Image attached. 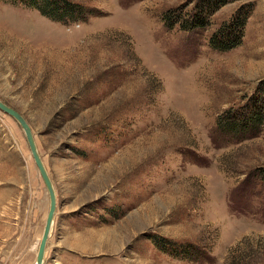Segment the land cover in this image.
<instances>
[{
  "label": "rangeland",
  "instance_id": "374dc122",
  "mask_svg": "<svg viewBox=\"0 0 264 264\" xmlns=\"http://www.w3.org/2000/svg\"><path fill=\"white\" fill-rule=\"evenodd\" d=\"M70 1L84 16L63 23L0 0V99L57 196L45 264H264V128L236 141L217 123L264 80V0H229L198 31L163 20L195 0ZM247 5L240 43L213 49ZM49 207L0 110V264H37Z\"/></svg>",
  "mask_w": 264,
  "mask_h": 264
},
{
  "label": "trees",
  "instance_id": "16d2710c",
  "mask_svg": "<svg viewBox=\"0 0 264 264\" xmlns=\"http://www.w3.org/2000/svg\"><path fill=\"white\" fill-rule=\"evenodd\" d=\"M8 1L24 3L27 7L37 9L44 16L63 23L74 22L84 16L76 10L80 8L79 5L70 0ZM228 1L195 0L192 8L186 13L180 9L175 12H166L163 20L168 28L179 26L185 31L203 30L209 27L212 15ZM252 9L250 5H247L236 11L229 21L222 23L210 36V46L218 51H228L236 47L242 39ZM246 98L239 107H231L217 117L218 132L222 136L227 135L225 139L241 141L260 133L264 128V80L259 81L254 93ZM258 177L264 186V172H259Z\"/></svg>",
  "mask_w": 264,
  "mask_h": 264
},
{
  "label": "water",
  "instance_id": "95a60500",
  "mask_svg": "<svg viewBox=\"0 0 264 264\" xmlns=\"http://www.w3.org/2000/svg\"><path fill=\"white\" fill-rule=\"evenodd\" d=\"M0 110L4 111L8 115H10L12 118H14L24 129L32 156L35 160L39 173L44 181V184L49 194L50 207L47 213L43 234L39 242L37 259H36L37 264H45L46 248L49 242L50 233L52 231L53 222H54V219L57 213L56 193H55L50 175L42 160V155L40 154L38 147L36 145V141H35L31 126L26 120V118L18 110L7 105L1 99H0Z\"/></svg>",
  "mask_w": 264,
  "mask_h": 264
},
{
  "label": "bare ground",
  "instance_id": "6f19581e",
  "mask_svg": "<svg viewBox=\"0 0 264 264\" xmlns=\"http://www.w3.org/2000/svg\"><path fill=\"white\" fill-rule=\"evenodd\" d=\"M32 129V128H31ZM45 165V164H44ZM46 167V166H45ZM53 183V182H52ZM53 187H54V185H53ZM55 190V189H54ZM55 193H56V191H55ZM56 198H57V196H56ZM54 223V222H53ZM51 234V233H50Z\"/></svg>",
  "mask_w": 264,
  "mask_h": 264
}]
</instances>
